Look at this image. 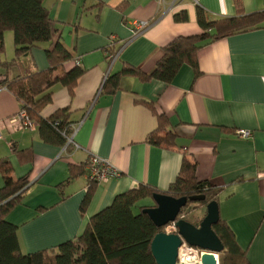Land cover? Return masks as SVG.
Returning <instances> with one entry per match:
<instances>
[{
	"label": "crops",
	"instance_id": "crops-1",
	"mask_svg": "<svg viewBox=\"0 0 264 264\" xmlns=\"http://www.w3.org/2000/svg\"><path fill=\"white\" fill-rule=\"evenodd\" d=\"M45 4L53 42L61 41L73 56L56 75L77 60L85 72L74 97L57 83L51 88L52 102L41 111L50 117L68 108L71 138L77 144L68 149L45 141L37 126L14 130L8 120L21 111V102L12 91L0 89V160L10 162L15 179L29 178L22 201L6 217L18 226L23 252L51 250L77 238L91 217L118 194L140 184L167 190L187 158L197 163L199 180L221 189L220 219L233 231L249 264H264V22L205 44L198 51V70L186 64L170 84L127 75L115 93L102 91L108 76L125 64L150 73L166 45L180 36L201 33L200 8L221 19L262 11L264 0H46ZM182 12L188 20L176 19ZM135 20L149 23L138 35L132 27ZM8 36L0 62L15 56L12 34L6 41ZM112 44L118 52L111 61ZM51 47L52 41L34 47L9 69V76L47 69L46 50ZM160 116L176 134L171 146L147 140L158 128ZM243 129L252 135L240 137L237 132ZM92 155L109 160L121 175L90 183L87 161ZM4 182L0 171V189ZM91 186L93 196L83 210ZM218 257L222 264V254Z\"/></svg>",
	"mask_w": 264,
	"mask_h": 264
},
{
	"label": "trees",
	"instance_id": "trees-1",
	"mask_svg": "<svg viewBox=\"0 0 264 264\" xmlns=\"http://www.w3.org/2000/svg\"><path fill=\"white\" fill-rule=\"evenodd\" d=\"M46 0H0V53L5 51V34L13 31L15 56L9 61H1L0 89L12 91L21 102V110L26 111L45 141L71 148L68 140L73 134L69 110H58L50 117H44L41 111L52 102L51 88L60 83L68 88L74 97L80 77L85 72L75 65L65 70L62 75L56 71L66 63H72L73 56L61 41L53 42L51 18L45 4ZM198 22L203 31L190 36H180L163 48V56L150 73L138 67L125 64L123 69L109 75L103 85L104 93H115L120 89L124 76H138L142 81L158 79L167 84L172 83L184 65L198 70V51L209 42L246 32L259 27L264 22V10L250 14L211 18L203 9L197 13ZM177 20L186 21L188 15L182 12ZM51 49L46 50L50 66L29 75L10 77L9 69L18 65L22 57L28 55L34 47L51 42ZM114 44L109 47L112 59L117 55ZM113 46V47H112ZM167 120L160 116L159 126L147 140L155 145L171 146L176 134L166 127ZM167 129V130H166ZM166 131V132H164ZM0 171L4 174V185L0 189V264H158L151 244L164 227H158L144 208L154 206L143 201L153 199L156 193H164L176 198L183 196L205 195V200L188 201L182 209L187 219V210L198 204L206 208L211 201H217L220 188L197 177V163L184 158L182 168L176 181L165 191L150 184H140L126 192L118 194L114 201L96 213L89 220L84 232L75 239L68 240L54 249L25 253L18 235V226L7 220V214L18 205L29 184L28 177L15 179L12 167L6 159L0 160ZM93 184V183H92ZM91 184V185H92ZM93 196L91 186L82 204L83 210ZM143 202V203H142ZM204 217V216H203ZM203 217L195 221L199 226ZM213 229L224 244L222 264H249L245 251L238 244L231 228L220 219Z\"/></svg>",
	"mask_w": 264,
	"mask_h": 264
},
{
	"label": "water",
	"instance_id": "water-1",
	"mask_svg": "<svg viewBox=\"0 0 264 264\" xmlns=\"http://www.w3.org/2000/svg\"><path fill=\"white\" fill-rule=\"evenodd\" d=\"M205 195L183 196L176 198L164 193L153 195L154 206L144 208L158 227L175 223V233L160 232L152 241L151 249L158 264H184L178 262L179 248L183 242L206 250L201 264H218V254L224 251V244L213 226L220 221V210L217 201H211L206 206V213L199 226L186 220L182 209L188 201L205 200Z\"/></svg>",
	"mask_w": 264,
	"mask_h": 264
},
{
	"label": "built area",
	"instance_id": "built-area-1",
	"mask_svg": "<svg viewBox=\"0 0 264 264\" xmlns=\"http://www.w3.org/2000/svg\"><path fill=\"white\" fill-rule=\"evenodd\" d=\"M148 22L143 20H135L132 22V27L134 28L135 35L141 34L147 27ZM14 130H23L27 128H34L36 123L32 121L26 111L21 110L16 116H13L8 120ZM0 124V138H1V127ZM238 135L242 138H249L252 135L250 130H238ZM69 143H73L76 147L77 144L74 143L73 139L70 137ZM88 168V179L90 183L107 181L110 178L119 177L121 175L120 171L113 166V164L102 157L97 155H92L87 161ZM177 231L175 223H172L166 227L167 233H175ZM206 253L199 247L191 246L187 242H183L179 248L178 262L184 264H201L202 256Z\"/></svg>",
	"mask_w": 264,
	"mask_h": 264
},
{
	"label": "rangeland",
	"instance_id": "rangeland-1",
	"mask_svg": "<svg viewBox=\"0 0 264 264\" xmlns=\"http://www.w3.org/2000/svg\"><path fill=\"white\" fill-rule=\"evenodd\" d=\"M10 33L12 34V43H14V33H13V31H7V33L5 34V45H6V42L9 43V41H10L9 40V36L7 38V41H6V36L8 34H10ZM143 202L145 204H152V203L154 204L155 203L154 199H147V200H144ZM187 211H188L187 212V219L191 220V221H195L197 218H200L201 216L203 217L205 215L206 208L203 207V206H200L198 204L197 205L194 204V205H191V207ZM183 215L185 216L184 213H183ZM165 231H166V228H165Z\"/></svg>",
	"mask_w": 264,
	"mask_h": 264
},
{
	"label": "bare ground",
	"instance_id": "bare-ground-1",
	"mask_svg": "<svg viewBox=\"0 0 264 264\" xmlns=\"http://www.w3.org/2000/svg\"><path fill=\"white\" fill-rule=\"evenodd\" d=\"M29 114V113H28Z\"/></svg>",
	"mask_w": 264,
	"mask_h": 264
}]
</instances>
